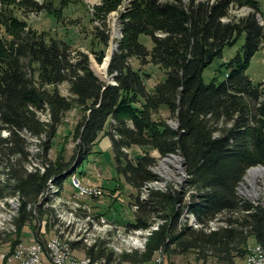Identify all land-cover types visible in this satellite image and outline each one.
<instances>
[{"label": "trees", "instance_id": "trees-1", "mask_svg": "<svg viewBox=\"0 0 264 264\" xmlns=\"http://www.w3.org/2000/svg\"><path fill=\"white\" fill-rule=\"evenodd\" d=\"M124 3L101 0L90 12L92 22L101 20L93 27L91 47L99 62L110 44L108 16ZM72 5L88 7L86 0H0V202L20 198L13 234L0 232V252L4 244L13 250L27 225L45 243L46 233L60 222L51 206L50 181L63 191L105 136L113 141L119 175L140 190L139 222L124 233L158 224L140 260L134 252L121 259L145 262L164 251L170 264L187 254L202 264H236L246 258L251 241L264 249V200L239 191L250 169L264 167V80L257 83L248 74L253 56L264 48L259 1L131 0L120 14L123 36L109 66L114 83L96 75L89 53L73 49L70 38L39 30L27 18L46 11L65 24L71 17L65 9ZM244 7L251 12L233 14ZM142 34L153 38L152 48L141 41ZM243 37L240 51L223 64L224 79L207 83V67ZM150 64L166 71L153 90ZM63 84L68 94L61 91ZM73 110L83 114L74 127L76 154L55 160L50 153ZM170 119L177 121L175 127ZM31 138L38 145L35 158ZM134 145L144 154L131 159L127 149ZM152 150L162 157L179 154L187 181L150 187L164 181L155 172L158 158ZM146 186L149 193L142 198ZM187 214H194L198 227L184 219ZM71 245L93 260L116 259L99 243Z\"/></svg>", "mask_w": 264, "mask_h": 264}, {"label": "rangeland", "instance_id": "rangeland-1", "mask_svg": "<svg viewBox=\"0 0 264 264\" xmlns=\"http://www.w3.org/2000/svg\"><path fill=\"white\" fill-rule=\"evenodd\" d=\"M39 1H43V0H39ZM258 1H259L260 13L262 14L264 19V0H258ZM86 2L88 3L87 8L83 6L72 5L69 8L65 9L66 15L71 16L66 18L65 24L60 23L54 16L47 13L46 11L41 13L32 12L27 15V18L29 23L33 27L39 30L50 31L51 33L65 39L70 38V40L73 43V49L82 50L84 52L89 53L91 68L96 73V75H98L102 80H104L107 83H114L115 79L114 76L109 72V66L107 67L106 71L103 68H101V66L104 64L108 54H110V60H112V54L118 47L117 43L120 40V38L123 36L120 14L122 11L126 9L127 5L131 2V0H125L124 5H122L119 8V10L112 12L108 16L107 19L108 28L111 38H110L109 47L107 49V54L103 62H99L96 56L94 55V53L91 51V47H95L92 44L93 30H94L93 27L94 25H98V26L101 25V20L96 19L95 23L92 22L90 20V15H91L90 12L92 13L93 7L96 6L97 4H100L101 0H86ZM89 8L91 9V11H89L90 10ZM249 12H251V8L244 7L242 9L234 10L233 14L246 15ZM263 21L262 24H264ZM64 25H66L67 27ZM0 35H1V29H0ZM141 41L149 48H152L154 46L153 38L150 35L142 34ZM244 43H245V37L241 38L236 45L225 47L223 52V57L216 58L211 63V65L207 67V69L205 70L204 78L207 83L212 82L216 76H218L220 80L224 79L225 67L223 64L230 61L240 51ZM133 64L136 68L140 66V62L137 59L133 60ZM146 70L150 71L152 74V78L148 81L149 88H153V86L156 83L166 78V71L155 64H150L149 66H146ZM248 74L257 83L262 82L264 80V48L259 50L253 56L251 65L248 69ZM60 88L63 93L68 94L67 84L61 85ZM82 116L83 114L79 110H73L70 113V115L68 116V121L60 128V132L56 139L57 142L50 153L53 159L56 160L58 158L61 159L62 157H64L69 161L74 157L77 151L76 150L77 141L74 138V127L81 120ZM169 123L174 127L177 125V121L175 119H170ZM4 135L6 136L8 135V133L5 132ZM31 139H32L31 141L32 143L30 145L31 148L29 149L34 154L33 158H35L37 156L36 152H38L37 140L35 138H31ZM155 151L152 150L151 154L154 155L156 153ZM132 153L134 154L135 157H137V155L134 152ZM157 158H158V163L156 165L155 172L158 173L164 181L153 184L152 185L153 187L161 188L164 187L167 183L168 184L173 183L176 186H180L186 182L187 175H186L184 160L183 158H181L179 154H172L165 157L159 155ZM95 160L96 159L94 155H92L90 160L86 163L85 166L86 167L89 165L93 166ZM34 161L38 163L36 159ZM107 169L108 168H104V170L109 171V169L108 170ZM254 169H259V170L256 173H252V170ZM104 170H100L101 172L100 175L95 174L99 178L97 182H93V181L83 182L80 176L77 174H74L73 177L76 176L78 179L81 180V182L84 185L87 186L95 185L102 187L104 180L109 179L112 176L118 178V176L115 175V173L114 174L112 172L105 173L103 172ZM54 191H55L54 193L50 194V196L53 198L51 206L56 209L55 212L56 217L58 218V220H60L61 223L59 222V224L56 225L55 229H53L52 232L48 233V236L46 235H45L46 237L44 236L43 239L45 240V242H47L52 237L60 235L64 237V239H66L67 242L69 241L70 244L74 240H80L88 246L99 243L100 246L107 248L110 253H113L114 258L117 259V260L115 259L113 261L114 263L112 262V264H121L122 262L121 256H124L125 254H129L133 252L135 253L137 251L139 252L144 251L145 248L144 240L146 234L145 232L144 233L140 232L138 235L136 233L126 234L124 233L123 230L126 229L127 227L125 228L123 226L117 225L111 220H108L107 217L98 214L99 212L98 210L104 209L106 208V206L108 207L111 201V199L104 197L105 193L100 197L80 196L79 191L76 188H72L71 186L66 187L65 191H59L56 188L54 189ZM239 191L241 195L249 196L254 200L256 199L264 200V167L257 166L250 169ZM14 197H18L17 198L18 200H14V202L9 201ZM14 197H10L9 199L4 198L0 202V232H4L6 233V235L7 234L12 235L14 232L13 231L14 226L12 225L11 219L14 215L13 210L16 208L17 203L19 202L20 204L19 196H14ZM141 197H142V192H141ZM184 218L186 219V215L184 216ZM37 223L39 224V221ZM37 223H33L32 225L36 226ZM55 223H57V221H55ZM32 228L33 227H26L22 233L23 235L21 242L25 244L24 247L26 249L29 246H31L30 244L36 243V241L39 242V240L35 238ZM114 228L117 230H115ZM256 245H258L256 241H251L250 246H256ZM9 249H10V244H4L1 252L3 251L8 252ZM164 253H165L164 251L158 253L157 257L154 259L156 264H159L158 259L159 257H161V255L165 256V263L170 264V260L168 259L167 255ZM75 254L81 259L88 258L87 255H85V253H82L80 250H75ZM191 258L192 259L195 258L194 254L182 255L181 257L178 258L175 256L173 259V264H186V262H188V260ZM0 260H2L1 256H0ZM101 260L107 262L108 264H111V261H107L106 259H101ZM3 262H6V264H24L22 260H15L12 263H8L7 261H3ZM0 264L3 263L0 262ZM196 264H202V262L200 263L197 262ZM209 264H219V263L216 261H211ZM236 264H247V259L246 258H244V260L238 259L236 261Z\"/></svg>", "mask_w": 264, "mask_h": 264}, {"label": "crops", "instance_id": "crops-1", "mask_svg": "<svg viewBox=\"0 0 264 264\" xmlns=\"http://www.w3.org/2000/svg\"><path fill=\"white\" fill-rule=\"evenodd\" d=\"M153 88L150 89L153 90ZM127 152L129 153L131 159H136L144 154V150L137 145H134L131 148L127 149ZM132 152H134L137 155V157H135ZM155 152L154 153L158 157L160 153L158 151ZM155 154L154 156L156 157ZM92 155H94L96 160L93 166L89 165L86 167L85 165L90 160ZM104 168H108L109 171L104 170ZM100 170H104L103 172L105 173L106 172L108 173L112 172L113 174L115 173V175H117L118 178L112 176L111 178L103 181L102 186L105 192L104 197L111 199V201L109 203L110 206L108 205V207L106 206V208L104 209H99L98 214L107 217L108 220H111L117 225L123 226L125 228L130 224H137L139 220H138L137 211L135 209L136 206L135 203H136V199L140 195V190H138L136 187L131 185L126 180L125 177L119 175L117 169V163L115 159V152L113 149V141L110 136L102 137L98 142L95 143L93 153L89 156V158L86 161H84L82 164H80L77 167L76 174L80 176L83 182L84 181L97 182L99 178L95 174L100 175L101 174ZM72 177H69L65 181L63 191H65V188L68 186L75 188ZM26 227H30V226H26ZM52 231L53 230L47 232L46 236H48V233ZM81 252L84 253V251ZM142 255L143 252L137 251L134 253V257L139 260L142 258ZM181 256L182 255H178L176 257L178 258ZM155 258L156 257H154L152 260H148L145 262L139 260H138L139 262H135L129 259L126 260L122 259L121 264H156V262L154 261ZM192 258L189 259L188 262H186V264H196L197 263L196 257L194 259ZM0 262L4 263L3 260H0Z\"/></svg>", "mask_w": 264, "mask_h": 264}, {"label": "built area", "instance_id": "built-area-1", "mask_svg": "<svg viewBox=\"0 0 264 264\" xmlns=\"http://www.w3.org/2000/svg\"><path fill=\"white\" fill-rule=\"evenodd\" d=\"M77 188H83L84 192H104V191H86V185L81 181L77 184ZM24 243L20 242L13 250L8 252H0L3 261L12 263L15 260H22L24 264H107L105 261L92 260L84 261L81 258H72V249L66 247L65 243L54 240V237L46 243L38 242L30 244L27 249ZM247 264H264V252L260 244L249 246L246 256ZM159 264H166L159 259Z\"/></svg>", "mask_w": 264, "mask_h": 264}, {"label": "bare ground", "instance_id": "bare-ground-1", "mask_svg": "<svg viewBox=\"0 0 264 264\" xmlns=\"http://www.w3.org/2000/svg\"><path fill=\"white\" fill-rule=\"evenodd\" d=\"M110 60V54H108V56L106 57V60H105V62H104V64L101 66V68H103L105 71H106V69H107V67H108V64H109V61ZM182 158V157H181ZM179 161V160H178ZM33 168V167H32ZM180 168H182V167H180ZM154 169V168H153ZM31 170V169H30ZM259 169H254V170H252V173H256L257 171H258ZM185 175V174H184ZM186 175H187V179L189 178V174H188V172L186 171ZM187 179H186V181H187ZM73 182H74V186H75V188L79 191V194H80V196H85V197H87V196H89V197H100V196H102L105 192H93V193H88V192H84V189L83 188H77V184L79 183V181H81L80 179H78L76 176H74L73 177ZM155 183H160V182H154V183H151L149 186L150 187H153L152 185L153 184H155ZM149 186H146V187H144L142 190H141V192H142V197L143 198H146L147 197V195H148V193H149ZM103 187V186H102ZM101 186H87L86 185V191H93V190H95V191H104V189L102 188ZM58 189V187H57V185L55 184V182L54 181H50V183H49V188H48V193H49V195L50 194H52L53 192H55L54 191V189ZM18 197H14V198H12V199H10L9 201H11V202H14V200H18L17 199ZM9 199V198H8ZM19 206H20V204H19V202L17 203V206H16V208L13 210V214L14 215H16L17 214V212H18V209H19ZM137 207V206H136ZM136 209V208H135ZM65 212V211H64ZM63 212V213H64ZM70 212V211H69ZM78 212V211H77ZM75 214V213H74ZM72 215V214H71ZM64 216V215H63ZM186 217H189L190 218V224H192V225H194V226H196V227H198L199 226V223H197L196 222V220H195V216H194V214H187V216ZM82 219V218H81ZM185 219V218H184ZM88 220V219H87ZM94 220V219H93ZM92 220V221H93ZM60 221V220H59ZM70 221V220H69ZM79 222V221H78ZM83 222V221H82ZM86 222V221H85ZM216 224V223H215ZM213 222H212V225L211 226H214V227H216V225H215ZM107 225V224H106ZM78 226V225H77ZM73 227V226H72ZM160 227V226H159ZM86 228V227H85ZM88 229V228H87ZM86 229V230H87ZM156 229H158V224H155V225H153L151 228H149V229H144V230H142V229H138L136 232H134V233H136L137 235L140 233V232H145L146 234H145V240H144V246H145V248H146V245H147V241H148V236L149 235H151L152 234V232H153V230H156ZM83 230V229H82ZM90 231V230H89ZM85 232V231H84ZM76 234H77V232H76ZM81 234V233H80ZM95 235V234H94ZM144 235V234H143ZM69 236V235H68ZM74 236V235H73ZM92 236V235H91ZM54 240L55 241H57V242H60V243H65V245H66V247H68V248H70V249H72V258H80V257H78L76 254H75V249H73V247L71 246V244L69 243V241L67 242V240L66 239H64V237H62V236H60V235H57V236H55L54 237ZM91 243V242H90ZM141 243V242H140ZM144 246H142V247H144ZM144 248V249H145ZM262 249H263V247H262ZM162 252V251H161ZM263 252H264V249H263ZM87 259H81V260H84V261H92L93 259L91 258V257H89L88 255H87ZM161 257H162V260L164 261V263H165V256L164 255H161ZM159 259H160V257H159ZM159 259H158V261H159ZM100 261H103V260H101L100 259ZM114 263V262H113ZM108 264V263H107ZM111 264H112V262H111Z\"/></svg>", "mask_w": 264, "mask_h": 264}, {"label": "water", "instance_id": "water-1", "mask_svg": "<svg viewBox=\"0 0 264 264\" xmlns=\"http://www.w3.org/2000/svg\"><path fill=\"white\" fill-rule=\"evenodd\" d=\"M258 17H259V19H260V14H258ZM110 63H111V60H109V64H108V66H110Z\"/></svg>", "mask_w": 264, "mask_h": 264}]
</instances>
